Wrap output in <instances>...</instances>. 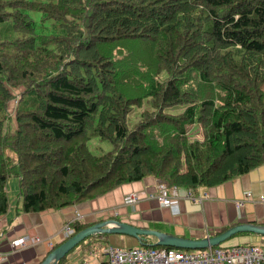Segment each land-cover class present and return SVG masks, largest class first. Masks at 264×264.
Segmentation results:
<instances>
[{
	"label": "trees",
	"instance_id": "1",
	"mask_svg": "<svg viewBox=\"0 0 264 264\" xmlns=\"http://www.w3.org/2000/svg\"><path fill=\"white\" fill-rule=\"evenodd\" d=\"M94 137L113 148L92 153ZM263 164L264 0H0V216L11 178L28 213Z\"/></svg>",
	"mask_w": 264,
	"mask_h": 264
},
{
	"label": "crops",
	"instance_id": "2",
	"mask_svg": "<svg viewBox=\"0 0 264 264\" xmlns=\"http://www.w3.org/2000/svg\"><path fill=\"white\" fill-rule=\"evenodd\" d=\"M157 180L151 177L142 181L124 184L98 198L81 202L60 210L44 212H24L18 198L19 181L11 178L7 184L9 209L0 216V264H41L50 252L51 245H58L64 239L63 227L71 220L76 211L85 216L84 223L93 224L108 218H115L136 226L154 228L184 238L201 239L215 234L224 227L240 222L264 224V201H249L242 207L236 206V200L245 198L246 192L264 195V164L249 173L212 188H198L195 193L208 192L209 197L195 204L180 200L178 206L163 208L156 200L147 195L156 189ZM136 192L141 200L137 204L126 205L130 193ZM117 212V214H115ZM234 245H258L264 248V236L235 235ZM25 237L32 242L23 248H14L11 241ZM100 250L77 247L69 259L80 264L87 261L98 264L105 258L104 248L116 245L130 248L139 245L132 237L120 235L95 236ZM156 242V238H150ZM96 247V246H95Z\"/></svg>",
	"mask_w": 264,
	"mask_h": 264
},
{
	"label": "built area",
	"instance_id": "3",
	"mask_svg": "<svg viewBox=\"0 0 264 264\" xmlns=\"http://www.w3.org/2000/svg\"><path fill=\"white\" fill-rule=\"evenodd\" d=\"M147 197L156 200L159 206L163 208H173L178 206L180 200L184 199L200 204L209 197V194L205 190L196 194L192 189L169 188L166 183L157 181L155 191ZM140 200L139 194L132 192L125 203L126 205H133ZM249 201H264V195L256 196L252 192H246L245 198L236 200V206L242 207ZM84 220L85 216L76 211L74 217L64 224V239L73 234L72 223L75 221L83 222ZM2 235L0 233V236ZM32 242H40V239L33 238L32 241H29L25 237H20L12 240L11 244L14 248H23ZM53 246L52 244L51 248ZM103 252L105 258L100 260L98 264H264V248L258 245H234L225 248L212 247L196 250L143 246L123 248L108 245ZM80 264L90 263L83 261Z\"/></svg>",
	"mask_w": 264,
	"mask_h": 264
},
{
	"label": "water",
	"instance_id": "4",
	"mask_svg": "<svg viewBox=\"0 0 264 264\" xmlns=\"http://www.w3.org/2000/svg\"><path fill=\"white\" fill-rule=\"evenodd\" d=\"M15 103V102H14ZM241 233L264 236V224L240 222L218 234L208 235L201 239L179 237L166 232L136 226L126 221L108 218L90 224L73 236L52 248L41 264H58L66 255L88 237L97 235H120L135 238L141 246L170 247L181 250L208 249L224 243L226 240ZM146 237L156 238V242L147 243Z\"/></svg>",
	"mask_w": 264,
	"mask_h": 264
},
{
	"label": "rangeland",
	"instance_id": "5",
	"mask_svg": "<svg viewBox=\"0 0 264 264\" xmlns=\"http://www.w3.org/2000/svg\"><path fill=\"white\" fill-rule=\"evenodd\" d=\"M14 105V101L11 102V105H10V110H12V107ZM136 108V107H135ZM177 109H183L182 106H177V107H174L172 109H170L171 111H175ZM138 115V110L135 109L131 114V119L132 121H135L136 120V117ZM131 121V122H132ZM197 137H199V134H196ZM89 148H90V151L94 154H97V155H100L102 153H105L109 150H111L113 148V145L111 144L110 141L108 140H101L99 137H94L93 139H91L89 141ZM239 236H236V237H232L228 240H226L224 243H222L221 245L217 246L219 248H225V247H232L234 246V241H235V238H238ZM97 250H100V247L99 246H96L95 247ZM74 253V252H73ZM72 253V254H73Z\"/></svg>",
	"mask_w": 264,
	"mask_h": 264
},
{
	"label": "bare ground",
	"instance_id": "6",
	"mask_svg": "<svg viewBox=\"0 0 264 264\" xmlns=\"http://www.w3.org/2000/svg\"><path fill=\"white\" fill-rule=\"evenodd\" d=\"M193 1V0H192ZM190 7H191V5H189ZM197 8V7H196ZM192 9H193V6H192ZM198 9H199V7H198ZM190 10V9H189ZM196 10V9H195ZM191 11V10H190ZM194 11V10H193ZM194 15H196V14H194ZM221 43H222V41H221ZM146 65V64H145ZM15 96V95H14ZM209 117V116H208ZM210 119V118H209ZM215 120V119H214ZM29 121V120H28ZM25 122H26V120H25ZM213 122V121H212ZM26 128V127H25ZM199 188V187H198ZM194 190V189H193Z\"/></svg>",
	"mask_w": 264,
	"mask_h": 264
}]
</instances>
